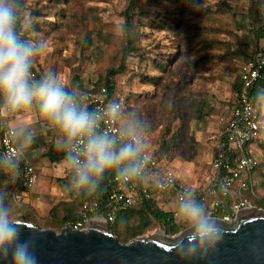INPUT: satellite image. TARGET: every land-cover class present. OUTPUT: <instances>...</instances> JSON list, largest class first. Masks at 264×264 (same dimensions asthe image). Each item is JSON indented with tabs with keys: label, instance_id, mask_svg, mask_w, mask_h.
Listing matches in <instances>:
<instances>
[{
	"label": "rangeland",
	"instance_id": "rangeland-1",
	"mask_svg": "<svg viewBox=\"0 0 264 264\" xmlns=\"http://www.w3.org/2000/svg\"><path fill=\"white\" fill-rule=\"evenodd\" d=\"M23 2L22 15L29 16L34 36L48 45L33 65L35 73L54 69L67 84L81 82L89 87L117 63L125 42V11L130 0ZM194 2L197 8L191 0H136L131 13L134 46L126 70L114 81L117 94L124 99L123 112L135 111L151 123L150 146L162 163L174 169L180 182L203 187L214 178V154L237 96L232 83L242 59L238 50L255 51L243 40L253 31L254 22H264V0ZM259 45L264 48L263 39ZM257 107L264 122V94ZM14 123L36 137L24 149L35 161L38 176L24 196L15 179L0 170L13 183L6 202L13 205L18 217L24 215L40 227L60 231L64 218L80 205L76 193L65 189L63 159L49 158L48 153L56 149V130L35 107L16 112ZM251 148L261 162L253 175L255 191L248 195V205L264 208L255 203V199L264 203V128ZM243 194L238 192L234 198H246ZM173 203L167 205L174 208ZM174 222L179 231L169 233L173 236L185 229L179 217ZM153 228L144 234L165 230L159 223Z\"/></svg>",
	"mask_w": 264,
	"mask_h": 264
},
{
	"label": "clouds",
	"instance_id": "clouds-1",
	"mask_svg": "<svg viewBox=\"0 0 264 264\" xmlns=\"http://www.w3.org/2000/svg\"><path fill=\"white\" fill-rule=\"evenodd\" d=\"M191 4L198 7L194 0ZM23 12L21 0H0V110L16 113L35 107L56 130L54 144L63 153L69 193L93 196L106 175H112L122 187L140 183L149 163L151 123L135 111L122 112L117 100L90 108L87 93L69 87L54 69L34 77L33 65L48 45L34 36L29 16ZM118 119L122 122L113 133L105 122L116 125ZM15 136L22 148L31 147L36 140L34 133L23 129H17ZM20 165L19 153L0 157V170L14 179L21 174ZM175 217L186 228L176 251L192 255L214 247L223 238L217 221L190 190L181 194ZM22 236L23 222L0 192V264H38L35 237Z\"/></svg>",
	"mask_w": 264,
	"mask_h": 264
},
{
	"label": "built area",
	"instance_id": "built-area-1",
	"mask_svg": "<svg viewBox=\"0 0 264 264\" xmlns=\"http://www.w3.org/2000/svg\"><path fill=\"white\" fill-rule=\"evenodd\" d=\"M252 53L241 64V88L222 128L213 159L214 178L208 185L195 189L180 182L174 171L161 168L157 156L149 151L147 157L149 163L144 169V177L140 183L122 187L113 177L106 215L99 213L97 203L86 204L81 210L80 218L72 227L85 228L93 219L100 216L105 217L111 225L115 222L118 212L141 206L143 201L154 199L155 193L171 191L179 203L181 194L189 190L195 193L197 200L205 206L211 217L232 223L238 211L249 206L247 198H234V190L241 192L248 188L252 189L253 171L259 164L251 144L259 137L262 118L257 110L252 90L264 70V50L257 52L255 57ZM33 75L39 78L41 74L33 72ZM79 90L87 93L90 108L103 107L109 101L117 100L123 112L124 101L116 91L110 95L105 86L97 90L92 86ZM15 115L16 113L0 110V155L2 157L5 154H20L21 174L16 178L17 189L23 190L22 193L26 196L35 186L38 174L34 164L18 145L15 136L17 130L14 125ZM105 123L109 130L116 133L121 122L118 119L116 125L110 120Z\"/></svg>",
	"mask_w": 264,
	"mask_h": 264
},
{
	"label": "water",
	"instance_id": "water-1",
	"mask_svg": "<svg viewBox=\"0 0 264 264\" xmlns=\"http://www.w3.org/2000/svg\"><path fill=\"white\" fill-rule=\"evenodd\" d=\"M18 218L23 222L22 239L35 237L38 264H264V208L253 205L238 211L232 223L212 217L221 227L222 240L192 255L176 251L186 228L175 236L163 230L122 242L103 216L82 229L65 224L59 232L24 215Z\"/></svg>",
	"mask_w": 264,
	"mask_h": 264
},
{
	"label": "trees",
	"instance_id": "trees-1",
	"mask_svg": "<svg viewBox=\"0 0 264 264\" xmlns=\"http://www.w3.org/2000/svg\"><path fill=\"white\" fill-rule=\"evenodd\" d=\"M21 3L24 7V2L21 0ZM136 4V0H130V4L127 7V10L125 11V22H124V31H125V42L120 48V58L117 60V63L111 67H109L106 72L103 75H100L98 80L92 85L93 89L97 90L102 86H105L108 89V92L110 95L114 94L115 90V81L114 78L116 75L123 73L126 70L127 67V58L129 56V53L131 49L134 46V36H133V25L131 23V13L134 12V6ZM264 40V22H254L253 24V31L249 36H247L243 40V44L246 47H250L252 49H255V51L252 53V55L255 57L256 53L259 51H263L264 48L260 47V41ZM239 54H241L242 59L238 63V74L234 78L232 83V90L233 92L238 96L240 88H241V64L246 60L249 54L244 53L242 50H238ZM33 72H35V69L33 67ZM69 87H75L78 89H84L85 87L82 86L81 82H70ZM264 94V70L262 72V76L259 78V80L255 83L252 95L255 100V102L258 104L259 99ZM236 96V98H237ZM235 102V101H234ZM234 104V103H233ZM257 110L260 114V108L257 107ZM261 115V114H260ZM262 118V116H261ZM264 128V122L262 119V128L259 133V137H261L263 133ZM49 158L53 161H59L63 159V153L58 152L56 149L54 152H50ZM155 156L158 157L156 151L154 153ZM257 156V155H256ZM1 157V155H0ZM258 158V157H257ZM259 164L254 169V173L257 171V169L260 166V158H258ZM112 175H106L101 187L100 191L94 194L93 196L88 195L85 192H81L79 194L76 193L77 201L80 205L78 211H74L72 215H67L64 218V224H73L78 218L81 216V210L86 204L91 203H97L98 205V211L102 215H106V206L108 204V196L109 191L112 186ZM14 181L16 184V188L18 186L17 179ZM255 180L253 179V185L252 189L242 190L245 194V197L248 199V195L254 193L255 191ZM13 187V183L10 181L5 180L4 177L0 174V192H3L6 194V192ZM241 191V192H242ZM243 194V195H244ZM255 203L259 206L264 207V203L261 202L259 199H255ZM248 202H250L248 200ZM171 211H165L162 209L156 199L151 200H145L141 204V206L133 209H127L124 211H120L117 213L116 220L113 224L110 225L111 230L115 235L118 236L119 240L122 242H126L138 235L144 234L146 231L152 229L154 225L156 226L157 223H159L161 226L167 230L170 234H175L179 231V225L177 222H174L173 216ZM155 229V228H153ZM124 231V233H123ZM59 232V231H57Z\"/></svg>",
	"mask_w": 264,
	"mask_h": 264
},
{
	"label": "crops",
	"instance_id": "crops-1",
	"mask_svg": "<svg viewBox=\"0 0 264 264\" xmlns=\"http://www.w3.org/2000/svg\"><path fill=\"white\" fill-rule=\"evenodd\" d=\"M121 97V96H120ZM122 98V97H121ZM123 99V98H122ZM236 99V98H235ZM123 101H124V99H123ZM235 101V100H234ZM234 101H233V103H234ZM234 105V104H233ZM232 105V106H233ZM124 109H125V107L123 108V111H124ZM232 109V108H231ZM17 116H18V114H17ZM120 122H122L121 120H120ZM14 125H15V127H16V129H17V125L14 123ZM18 142V141H17ZM18 145L20 146V144L18 143ZM20 148L24 151V154H25V156L33 163V164H35V161L34 160H31L29 157H28V154L26 153V150L24 149V148H22L21 146H20ZM150 152H153V153H155V147H151L150 146ZM157 159H158V161H159V165H160V167L161 168H169V169H171V170H173L174 171V169L172 168V167H170V166H166L165 164H163L162 163V161L159 159V157H157ZM63 161V160H62ZM35 166V165H34ZM174 173H175V171H174ZM176 175V174H175ZM186 184V183H185ZM192 187V186H191ZM193 188H199V187H193ZM164 193V194H163ZM163 193H155V195H154V199H156V201H157V203H158V205L162 208V209H164L165 211H171L173 214H172V216H173V219H176V217H175V213H176V209H177V207H178V202L176 201V198L174 197L175 196V194L173 193V192H171V191H168V192H163ZM236 193H238L237 192V189L236 190H234V195L236 194ZM162 194V195H161ZM159 200L161 201V203H159ZM172 201H174V203L173 204H175V206H174V208H170L169 207V205H167V204H170V203H172ZM164 205H167L168 207L167 208H164L163 206ZM164 228V227H163ZM165 229V228H164Z\"/></svg>",
	"mask_w": 264,
	"mask_h": 264
}]
</instances>
